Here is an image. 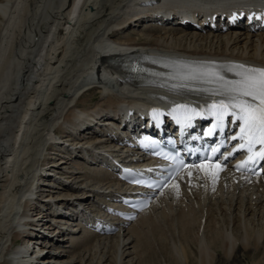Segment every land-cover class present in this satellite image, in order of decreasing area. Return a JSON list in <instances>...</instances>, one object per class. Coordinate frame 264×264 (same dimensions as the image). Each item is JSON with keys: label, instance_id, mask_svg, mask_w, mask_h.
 Here are the masks:
<instances>
[{"label": "bare ground", "instance_id": "6f19581e", "mask_svg": "<svg viewBox=\"0 0 264 264\" xmlns=\"http://www.w3.org/2000/svg\"><path fill=\"white\" fill-rule=\"evenodd\" d=\"M71 1L0 0V264H138V224L159 219L157 212L164 208L163 214L166 205H177L180 243L197 219L211 230L210 242H200L190 264H235L238 251L261 255L251 264H264V238L246 228L256 218L264 220V181L250 184L225 175L213 185L196 179L111 237L82 231L76 216L79 201L96 209L116 192L102 162L124 155L116 143L83 137L93 121H111L131 109L142 112L152 96H177L166 87L125 81V73L104 62L144 51L264 65V34L242 28L225 33L140 28L170 15L221 13L258 0H79L70 14ZM96 91L98 99L89 102L87 95ZM87 149L100 154L98 164L86 159ZM219 222L228 231L219 230ZM93 250L103 252L98 260Z\"/></svg>", "mask_w": 264, "mask_h": 264}, {"label": "rangeland", "instance_id": "374dc122", "mask_svg": "<svg viewBox=\"0 0 264 264\" xmlns=\"http://www.w3.org/2000/svg\"><path fill=\"white\" fill-rule=\"evenodd\" d=\"M98 96H99V93L97 91L93 92L92 94L89 93V95H87L88 101L93 103L98 99ZM188 203L190 205L193 204V202H191V200H188ZM166 206H165V212L163 214H162V211L164 210V208L160 209L161 212H159V211L157 212L159 214V215H157V216H159V219H158V217H157V220L149 219L150 220V221L148 220L149 223L147 222V220H144L145 226L148 225L146 227H144L143 221H141L140 225L138 224L139 228L137 226V228L140 230L139 233L141 236L139 238V241H138L140 246L138 245L139 248H138L137 254H136V256L137 255L139 256V257H137L138 264H173V263L174 264H186V263L190 264L189 262L192 261V259H193L192 257L194 256V258H196L199 255L200 242L203 240H204L205 244H208L210 242L209 238H211V236H209L208 233H210L211 230H210V228L207 227V225H206L207 222L205 223V220H203L200 222V226H199V219H197L196 225L194 226V231L191 232L187 236L186 242L181 241V243H180L178 240V236H179L180 231H179V229L174 228V224L176 222L175 220H177L176 217H178L177 216L178 211L175 210L177 205L176 206L172 205V207L170 205H168L167 208H166ZM177 208H179V207H177ZM194 210L199 211L196 209H194ZM157 213H154V214L156 215ZM160 218H161V221H160ZM255 220L256 221H254V222L253 221L249 222V224H247L246 228L249 230L256 231L258 234H262L261 237L264 238V236H263V234H264V220L260 221L257 218ZM155 221H158V223H156ZM141 225H142V227H141ZM149 225H150V227H149ZM226 226H227V224L225 222H219V224L217 225V228L219 227L220 228L219 230H222L224 228L222 230V232H226V231H228ZM204 234H206V235H204ZM201 235L204 236L203 239H200V238H202ZM206 236H209V238ZM187 239H189V240L187 241ZM262 249H264V248H262ZM93 251H94L93 254H95L94 256H95L96 260L99 259V256H98L99 253L101 255L103 254V252H101L99 250H98V252H96V250H93ZM262 254L264 255V252H262ZM132 256H130V258H132ZM261 257H262L261 255L258 256L257 258L246 257V256H243L241 251L240 252L238 251L235 254V258H236L235 264H251V263H254V262H252L253 260L256 261V260H258V258H261ZM127 259H129V257ZM96 260H94V262Z\"/></svg>", "mask_w": 264, "mask_h": 264}, {"label": "snow or ice", "instance_id": "6c2138e0", "mask_svg": "<svg viewBox=\"0 0 264 264\" xmlns=\"http://www.w3.org/2000/svg\"><path fill=\"white\" fill-rule=\"evenodd\" d=\"M257 73L259 74V78L256 77ZM241 75L243 78L240 81L230 82L235 85L231 90L239 92L244 97H251L252 99L243 100L234 97L233 99L237 101L235 105H225L221 101L220 112L217 114L222 116L228 108H238L241 113L238 118L244 120L246 125L245 128L241 129V132L249 133L255 129L260 133L258 142L264 144V69H248L246 72L241 73ZM220 79H223V77H220ZM256 100H259V104L254 102ZM249 143H252V141H249ZM241 147H245V145H241ZM256 156L259 159H264V150L257 153ZM249 161H253V157L250 156Z\"/></svg>", "mask_w": 264, "mask_h": 264}]
</instances>
